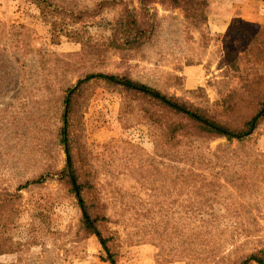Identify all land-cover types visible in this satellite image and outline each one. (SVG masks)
<instances>
[{
    "label": "rangeland",
    "instance_id": "374dc122",
    "mask_svg": "<svg viewBox=\"0 0 264 264\" xmlns=\"http://www.w3.org/2000/svg\"><path fill=\"white\" fill-rule=\"evenodd\" d=\"M60 1L75 9H96L103 2L88 17L94 23L87 28L92 40L88 53L79 54L82 45L75 38L61 36L55 43L51 25L41 19L31 0H0V191L14 192L47 165L63 166L66 153L57 138L59 87L74 83L79 72L127 73L225 117L233 104L221 100L217 89L231 87L237 79L221 75L222 36L218 34H224L233 21L264 26L261 0H210L206 21L198 26L185 19L181 8L157 0H144L145 5L140 0ZM128 10L139 27L149 30V36L126 47L119 22L128 19ZM82 59L85 62L80 64ZM67 62L75 66L67 69ZM135 105L134 98L125 106L121 95L97 86L84 109L69 112V121L75 125L72 136L78 140L76 150L84 155L81 163L88 161L84 166L96 169L101 179L104 170L110 169L111 180L129 183L127 191L135 199L148 208L154 203L173 216L192 201L229 198L232 206L216 204L215 212H205L214 221L213 230L244 222L252 234L247 238L240 234L236 254L240 249L264 246V158L255 155L264 154V120L242 146L216 137L201 143L202 155L190 151L183 156L185 161L163 162L152 156L149 126ZM172 120L186 127L180 117ZM197 140L189 139L193 143L186 147L198 149ZM139 164V171L129 169ZM119 165L126 166L128 173L142 174L141 182L126 181L127 174L119 173ZM17 192L11 234L23 245L16 253L0 255V264H110L99 258L95 237H86L75 228L77 203L62 193L58 179ZM191 212L188 207L182 211L184 215ZM205 242L197 237L191 245L181 243L173 253L161 252L151 242L126 244L118 263L190 264L195 256L201 263L200 254L210 246Z\"/></svg>",
    "mask_w": 264,
    "mask_h": 264
},
{
    "label": "trees",
    "instance_id": "16d2710c",
    "mask_svg": "<svg viewBox=\"0 0 264 264\" xmlns=\"http://www.w3.org/2000/svg\"><path fill=\"white\" fill-rule=\"evenodd\" d=\"M31 1L37 6L41 19L51 25V38L55 43H58L61 36L75 38L82 45L79 54L88 53L92 40L87 34V28L94 24L88 21V17L96 14L103 7V2L96 9L84 6L75 9L60 0ZM157 1L161 4L168 3L169 7L181 8L185 19L198 26L200 22L203 24L206 21L210 0ZM261 1L264 4V0ZM140 3L145 5L144 0H140ZM127 16L128 19L119 22V25L124 32L122 42L129 47L146 40L149 30L138 26L131 10L127 11ZM202 33L206 34L204 28ZM220 36L221 75L225 79H237L233 86L217 89L221 100L233 104L225 117L195 106L186 98L162 92L127 73L96 69L81 71L74 83L59 87L60 127L57 138L66 153L65 162L61 168L54 164L47 165L37 176L29 177L16 186L14 192L0 191V255L16 253L23 245L11 234L16 214L14 200L19 197L17 191L31 185H42L48 179L55 178L62 185V193L77 203L79 216L75 228L86 237H95L100 247L99 258L110 264H119L120 249L126 244L151 242L161 252L173 253L178 245H191L197 237L203 238L205 244L210 246L204 249L205 253L200 254L203 262L199 263L195 256L191 257L193 261L190 264H264V246L240 249L236 254L241 247L236 244L241 238L240 234L243 237L252 234L246 223L237 221L231 229L224 227L215 231L212 217L205 216L207 211L215 212L213 207L216 204L232 206L233 202L229 198L207 197L197 202L192 201L188 206H181L177 216L169 214L154 203L152 208H148L147 203L138 201L128 193L126 186L129 183L111 180L110 169L104 170L105 177L101 179L96 169L89 170L84 166L88 161L81 163L84 155L76 150L78 140L72 136L75 125L68 118L69 112L81 107L84 109L92 90L102 86L121 95L125 106L134 98V110L139 112L140 118L149 126L152 156L163 162L185 161L183 156L190 151L202 155L204 152L201 143L216 137H225L229 142L235 140L242 146L244 141L253 137L264 120V26L233 21L224 34H218L219 38ZM84 62L85 59H82L80 64ZM65 66L68 69L75 64L67 62ZM175 116L186 121L183 123L186 127L172 120ZM189 139H198V149L186 147L193 143ZM207 152L214 153L209 149ZM255 155L264 158V154ZM141 167L142 164H139L136 168L129 169L139 171ZM118 168L120 174H127L126 181L131 179L141 182L143 175L139 172L128 173L124 165H119ZM186 207L192 210L191 214L182 213ZM182 253L186 254L184 250Z\"/></svg>",
    "mask_w": 264,
    "mask_h": 264
}]
</instances>
